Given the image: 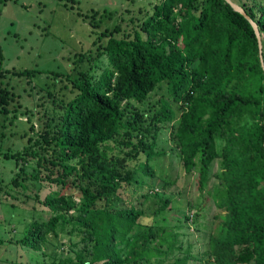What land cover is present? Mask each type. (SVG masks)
<instances>
[{
	"label": "trees",
	"instance_id": "obj_1",
	"mask_svg": "<svg viewBox=\"0 0 264 264\" xmlns=\"http://www.w3.org/2000/svg\"><path fill=\"white\" fill-rule=\"evenodd\" d=\"M237 2L256 22L264 63V4ZM137 24L144 36L136 29L131 36L108 35L107 64L96 77L85 69L69 78L75 91L60 100L54 134L43 128L41 140L55 147L51 158L41 160L48 168L43 176L76 188L78 197L57 189L46 193L39 200L50 214L29 221L20 243L38 250L48 233L63 228L77 236L72 254H58L50 264H186L187 248L172 255V242L164 245L158 227L137 223L139 208L117 205L124 200L120 186L136 179L124 157L143 153L136 167L151 175L147 161L158 153V123L169 121L179 164L185 172L196 168L198 188L218 158L209 191L222 212L216 233L206 239L205 262L264 264V71L250 23L225 0H155ZM13 72L31 75L33 69ZM162 80L178 114L163 98L147 125L133 124L139 112L121 102L141 101ZM6 95L0 87L1 111ZM129 129H138L135 141ZM109 141L129 146L122 155L109 154ZM167 204L162 197L153 213Z\"/></svg>",
	"mask_w": 264,
	"mask_h": 264
},
{
	"label": "rangeland",
	"instance_id": "obj_2",
	"mask_svg": "<svg viewBox=\"0 0 264 264\" xmlns=\"http://www.w3.org/2000/svg\"><path fill=\"white\" fill-rule=\"evenodd\" d=\"M154 1L0 0V87L7 94L3 104L6 110H0V264H50V259L58 254H72L71 243L77 236L63 228L55 234L48 233L38 250L19 241L29 221L50 214L39 200L46 193L57 189L74 199L78 197L76 188L58 187L43 176L48 168L41 159L52 157L55 144L51 140L43 142L41 134L43 128L54 134L61 101L64 103L75 91L69 78L85 69L96 77L107 64L104 44L109 34L131 36L136 29L144 36L137 23ZM233 1L264 4V0ZM102 30L105 33L99 34ZM24 67L33 69V74L13 72ZM163 98L169 101L176 116L179 109L170 99L164 80L141 101L126 99L121 105L130 112H139L133 124L142 127L148 124L147 115ZM170 123H158L153 142L158 153L147 161L151 175L136 167L143 153L134 158L124 157L125 164L135 168L136 179L120 186L124 200L117 205L139 208L142 214L137 223L141 227L143 223L158 227V232L165 236L164 245L171 240L172 255L182 254L187 248L191 258L186 264H210L205 262L203 250L208 235L216 233L222 212L213 205L209 191L216 181L213 172L218 170V158L209 165L206 184L198 188L196 168L185 172L179 164ZM130 131V139L135 141L138 129ZM107 145V152L117 155L129 146H117L112 141ZM37 158L40 163H36ZM44 164L48 166L47 162ZM50 168L53 171L56 165ZM162 197L168 198V204L153 213Z\"/></svg>",
	"mask_w": 264,
	"mask_h": 264
},
{
	"label": "water",
	"instance_id": "obj_3",
	"mask_svg": "<svg viewBox=\"0 0 264 264\" xmlns=\"http://www.w3.org/2000/svg\"><path fill=\"white\" fill-rule=\"evenodd\" d=\"M226 2H228V4L234 9L237 10L239 13H241L246 19L247 21L250 23L254 35L256 37V41H257V47H258V56H259V61H260V65L262 70L264 71V63L262 61V57H261V49H260V34L256 25V22L248 15V13L242 8L241 5H239L238 3L234 2L233 0H225ZM263 126H264V119H263ZM264 132V130H263ZM263 147H264V137H263Z\"/></svg>",
	"mask_w": 264,
	"mask_h": 264
}]
</instances>
